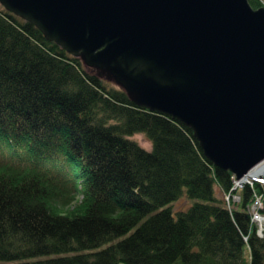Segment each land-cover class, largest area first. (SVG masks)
Instances as JSON below:
<instances>
[{
	"label": "trees",
	"instance_id": "1",
	"mask_svg": "<svg viewBox=\"0 0 264 264\" xmlns=\"http://www.w3.org/2000/svg\"><path fill=\"white\" fill-rule=\"evenodd\" d=\"M233 177L191 128L0 4V264H264L250 211L264 185L233 209L216 194ZM183 195L197 201L174 214Z\"/></svg>",
	"mask_w": 264,
	"mask_h": 264
},
{
	"label": "water",
	"instance_id": "2",
	"mask_svg": "<svg viewBox=\"0 0 264 264\" xmlns=\"http://www.w3.org/2000/svg\"><path fill=\"white\" fill-rule=\"evenodd\" d=\"M139 107L191 128L241 179L264 160V5L249 0H0ZM264 182V178L262 179Z\"/></svg>",
	"mask_w": 264,
	"mask_h": 264
},
{
	"label": "rangeland",
	"instance_id": "3",
	"mask_svg": "<svg viewBox=\"0 0 264 264\" xmlns=\"http://www.w3.org/2000/svg\"><path fill=\"white\" fill-rule=\"evenodd\" d=\"M262 1H263L262 5H264V0H262ZM89 70L97 72V70H95V69L89 68ZM131 138L136 140L142 147H144L146 149H151L152 148L151 141L149 139H147V137L144 134H142V133H136V134L132 135ZM5 152H6L7 155H12L13 154L10 149H5ZM66 174L68 175V177L74 179V174H73L72 170H68V172ZM263 177H264V175L262 177H260V178L258 177L256 179L255 178H250V179H248L249 181L246 182V183L253 184L256 181H259V180L262 181ZM74 180L77 181V179H74ZM236 180H240V179L235 178V175H234L232 187H234V184H235ZM236 187L237 186L235 184V189H236ZM238 189H240V187L237 188V190ZM236 192L237 191L234 190V193L230 194V197L228 199L229 205H231V206L234 205L233 209L238 208L239 207V203L241 201L240 195L236 194ZM216 194L221 199H223L224 192L222 190H220V188L217 185H216ZM226 194L229 195V192L226 191ZM257 199L260 200V205H259V208H258L259 209V213H260V209H262V207L264 206V192L262 194L256 195V198L254 199V201L251 204V209H252V206L255 204V201ZM195 201H197V200L194 199V198H189L186 195H183L180 198H178L177 200H175V201L171 202L170 204H168V206H171L174 214H176L178 211H183V210L188 209V207L190 205H192ZM261 215H263V214H261ZM255 223L259 227V223H257V222H255ZM260 226H261V235H262V230H263V226H264V215H263V219L261 221ZM14 264H19V262H15Z\"/></svg>",
	"mask_w": 264,
	"mask_h": 264
},
{
	"label": "built area",
	"instance_id": "4",
	"mask_svg": "<svg viewBox=\"0 0 264 264\" xmlns=\"http://www.w3.org/2000/svg\"><path fill=\"white\" fill-rule=\"evenodd\" d=\"M249 180L248 179H240V180H236L235 181V184H236V189L237 188H239V187H242L246 182H248ZM235 184H234V187H231V190H229L228 192H229V195H227L226 193H225V195H224V198H225V201H226V203L229 205V202H228V199H229V197H230V194H232V193H234V190H236L235 189ZM239 185V186H238ZM227 195V196H226ZM259 205H260V200L259 199H257L256 201H255V204L252 206V209H251V207H250V211H251V213H252V219H253V221H255V222H257V223H259V229H258V233L259 234H261V226H260V224H261V221H262V219H263V215H261V213H259Z\"/></svg>",
	"mask_w": 264,
	"mask_h": 264
},
{
	"label": "bare ground",
	"instance_id": "5",
	"mask_svg": "<svg viewBox=\"0 0 264 264\" xmlns=\"http://www.w3.org/2000/svg\"><path fill=\"white\" fill-rule=\"evenodd\" d=\"M264 175V161L255 165L252 169L249 170L241 179H250V178H260ZM264 178V177H263Z\"/></svg>",
	"mask_w": 264,
	"mask_h": 264
}]
</instances>
